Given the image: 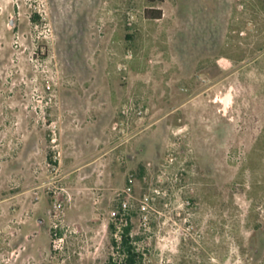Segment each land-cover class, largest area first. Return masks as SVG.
Returning a JSON list of instances; mask_svg holds the SVG:
<instances>
[{"label":"rangeland","instance_id":"374dc122","mask_svg":"<svg viewBox=\"0 0 264 264\" xmlns=\"http://www.w3.org/2000/svg\"><path fill=\"white\" fill-rule=\"evenodd\" d=\"M127 219L142 264H264V0H0V264Z\"/></svg>","mask_w":264,"mask_h":264},{"label":"trees","instance_id":"16d2710c","mask_svg":"<svg viewBox=\"0 0 264 264\" xmlns=\"http://www.w3.org/2000/svg\"><path fill=\"white\" fill-rule=\"evenodd\" d=\"M152 6L156 3L164 2L165 0H146ZM150 18L160 19L162 16V11L160 9L151 8ZM123 205L121 203L120 209L117 212L116 219L119 220L123 215ZM118 222V221H117ZM110 230L112 234L119 232V237L112 238V246L117 248L121 254L120 259L110 258L107 264H142L143 256L142 253L137 249L136 241L138 237L132 235V223L130 219H127L123 223L120 229L117 228L115 224L110 225ZM119 230V231H118ZM114 236V235H113Z\"/></svg>","mask_w":264,"mask_h":264},{"label":"built area","instance_id":"2783aa9c","mask_svg":"<svg viewBox=\"0 0 264 264\" xmlns=\"http://www.w3.org/2000/svg\"><path fill=\"white\" fill-rule=\"evenodd\" d=\"M126 191H130V187H128V188L126 189ZM124 204H125V203H124ZM125 205H126V204H125ZM116 214H117V212H115L113 215L117 217Z\"/></svg>","mask_w":264,"mask_h":264}]
</instances>
